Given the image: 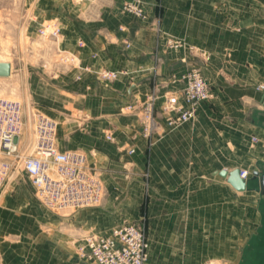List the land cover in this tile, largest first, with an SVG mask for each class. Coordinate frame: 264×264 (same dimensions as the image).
I'll return each mask as SVG.
<instances>
[{
  "label": "crops",
  "instance_id": "obj_1",
  "mask_svg": "<svg viewBox=\"0 0 264 264\" xmlns=\"http://www.w3.org/2000/svg\"><path fill=\"white\" fill-rule=\"evenodd\" d=\"M126 1L134 0H38L39 22L61 29L58 51L90 70L61 65L49 75L71 97L62 106L81 114L47 108L59 125L57 150L84 153L106 197L101 208L68 216L42 207L37 223L22 218L26 197L4 198L0 264H90L79 255L81 238L123 219L141 220L147 264L242 260L264 181V0H139L144 20L122 12ZM168 39L184 46L168 51ZM185 67L200 71L212 99L193 121L145 137L139 114L126 106L154 88L162 93V75ZM102 69L120 75L105 84L95 75ZM236 170L247 172L245 192L219 175ZM14 199L26 205L17 209Z\"/></svg>",
  "mask_w": 264,
  "mask_h": 264
},
{
  "label": "built area",
  "instance_id": "obj_2",
  "mask_svg": "<svg viewBox=\"0 0 264 264\" xmlns=\"http://www.w3.org/2000/svg\"><path fill=\"white\" fill-rule=\"evenodd\" d=\"M121 10L138 20L146 17L139 0L123 2ZM39 33L43 38L57 39L61 29L53 23ZM78 45L83 44L80 41ZM166 45L176 49L184 43L168 39ZM125 46L129 45L125 43ZM61 59L65 61L63 64L69 62L70 69L90 71L75 64L73 55ZM119 74L107 69L95 72L98 80L105 84L116 81ZM75 80L81 77L77 75ZM161 86L162 93L154 88L143 101L126 106L127 110L139 114L141 133L147 138L158 134L161 128L159 136L193 121L198 106L213 97L206 80L195 67L170 73ZM31 124V139L20 146L25 125L22 105L0 96V198L20 174L30 181L41 205L55 214L73 213L102 204L106 188L96 169L87 163L86 155L79 151L57 150V122L36 111L31 114ZM106 140L113 141L112 135L107 134ZM133 153L131 147L128 154ZM239 175L246 179L247 172L240 171ZM83 241L80 255L91 264H145L148 259L149 245L144 233L126 221L104 236L86 235Z\"/></svg>",
  "mask_w": 264,
  "mask_h": 264
},
{
  "label": "rangeland",
  "instance_id": "obj_3",
  "mask_svg": "<svg viewBox=\"0 0 264 264\" xmlns=\"http://www.w3.org/2000/svg\"><path fill=\"white\" fill-rule=\"evenodd\" d=\"M38 12V0H0V62L9 63L11 70L9 77L0 78V96L17 99L22 104L26 125L19 139L20 146H23L31 139V130L29 126L31 112H41L51 119L52 116L47 111V108H52L59 112L65 110L64 112L72 114L73 116L81 115L77 114V111L73 110L70 106H67L66 108L62 106V101L64 99H70L71 97L66 93H63L61 89L57 87L58 83L55 78L49 77V75L51 77L53 76V72H59L61 69H66L61 65L68 66L69 62L63 64L65 61L61 58H69L71 55L58 51L61 47L60 35L57 39H53L52 37L43 38L40 35L39 32L41 29L57 22L55 20L39 22ZM165 46V49L168 51L179 50L182 48L169 49L167 45ZM168 75H162L160 78L162 82L167 79ZM45 80H47L48 83H45ZM161 85L162 83L159 88L162 87ZM260 191L262 192V196L259 198L258 205L255 209L254 233L246 247L243 249L242 260L239 264H264V189ZM17 193L19 195L17 197H26L28 199L27 203L23 200L14 199L12 201L17 204V209H21V206L23 207L27 204V213L25 212L26 215L24 214L22 218H29L30 223H37V209L40 210L43 206L37 200L30 181L24 175L19 174L9 185L6 193L0 199V211L4 207L2 206L4 198H15L13 195ZM104 200L102 204L97 207L80 209L73 213L89 209L97 210L103 206ZM51 213L55 214L53 212ZM73 213L56 215L68 216ZM122 221L136 225L144 233L141 220H138V222L135 223L123 219L115 226L111 220L105 224V226L110 227L112 230ZM98 233L99 232H89L86 235L104 236L109 232L102 235ZM85 236L81 238L82 244L78 248L79 255L80 249L84 244L83 239ZM147 262L148 259L145 264H147Z\"/></svg>",
  "mask_w": 264,
  "mask_h": 264
},
{
  "label": "water",
  "instance_id": "obj_4",
  "mask_svg": "<svg viewBox=\"0 0 264 264\" xmlns=\"http://www.w3.org/2000/svg\"><path fill=\"white\" fill-rule=\"evenodd\" d=\"M10 64L0 62V78H6L10 75ZM219 175L223 178L227 179V182L237 191V192H245L248 188V181L244 180L240 177L239 171L226 172L221 171ZM258 177V172L253 173L252 180ZM261 188L264 189V181H261Z\"/></svg>",
  "mask_w": 264,
  "mask_h": 264
},
{
  "label": "bare ground",
  "instance_id": "obj_5",
  "mask_svg": "<svg viewBox=\"0 0 264 264\" xmlns=\"http://www.w3.org/2000/svg\"><path fill=\"white\" fill-rule=\"evenodd\" d=\"M6 63V62H5ZM1 97H3V96H1ZM6 98H8V97H6ZM9 99H11V100H16V101H18L17 99H12V98H9ZM18 102H20V101H18ZM21 103V102H20ZM22 105V104H21ZM22 111H23V107H22ZM33 112H36V111H33ZM31 114H32V112H31ZM23 116H24V124H25V114H24V112H23ZM55 121V120H54ZM57 122V121H56ZM58 124V123H57ZM26 125V124H25ZM25 125H24V127H25ZM29 126H30V130H31V136H32V132H33V124H31V115H30V123H29ZM24 127H23V130H24ZM57 130H58V128H57ZM22 135V134H21ZM21 137V136H20ZM29 141V140H28ZM27 141V142H28Z\"/></svg>",
  "mask_w": 264,
  "mask_h": 264
}]
</instances>
